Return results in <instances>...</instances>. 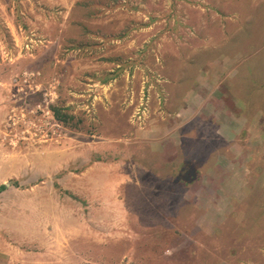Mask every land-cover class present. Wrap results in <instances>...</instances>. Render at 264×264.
Instances as JSON below:
<instances>
[{
  "label": "rangeland",
  "instance_id": "rangeland-1",
  "mask_svg": "<svg viewBox=\"0 0 264 264\" xmlns=\"http://www.w3.org/2000/svg\"><path fill=\"white\" fill-rule=\"evenodd\" d=\"M0 193V264H264V0H0Z\"/></svg>",
  "mask_w": 264,
  "mask_h": 264
},
{
  "label": "crops",
  "instance_id": "crops-1",
  "mask_svg": "<svg viewBox=\"0 0 264 264\" xmlns=\"http://www.w3.org/2000/svg\"><path fill=\"white\" fill-rule=\"evenodd\" d=\"M2 193V192H1ZM0 193V210L2 209L1 208V205H2V202L4 203V200H3V196L2 194ZM6 201V200H5ZM10 203V199L7 198V204ZM5 212L4 211H0V231H3V228H5ZM7 228V227H6ZM0 251H2V248L0 247Z\"/></svg>",
  "mask_w": 264,
  "mask_h": 264
},
{
  "label": "trees",
  "instance_id": "trees-1",
  "mask_svg": "<svg viewBox=\"0 0 264 264\" xmlns=\"http://www.w3.org/2000/svg\"><path fill=\"white\" fill-rule=\"evenodd\" d=\"M54 113L56 114V116H57V118L60 120V121H63V118L65 119L66 118V115L65 114H63L62 116H61V109L60 108H58V107H54Z\"/></svg>",
  "mask_w": 264,
  "mask_h": 264
}]
</instances>
